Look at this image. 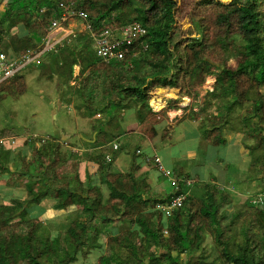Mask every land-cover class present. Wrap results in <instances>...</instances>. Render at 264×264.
I'll list each match as a JSON object with an SVG mask.
<instances>
[{
    "label": "trees",
    "instance_id": "1",
    "mask_svg": "<svg viewBox=\"0 0 264 264\" xmlns=\"http://www.w3.org/2000/svg\"><path fill=\"white\" fill-rule=\"evenodd\" d=\"M4 1L0 10V52L15 58L29 48L42 49L46 29L62 15L60 3L65 0ZM176 4V0H75L74 9L87 11L94 29L105 22L113 26L139 21L147 32L130 46L126 61H110L103 68L98 67L103 59L86 31L80 33L77 42L65 44L59 55L58 50L52 52L51 66L76 91L85 114L98 111L106 120L95 124L97 137L89 140L92 150L87 152L85 179L81 176L80 151L62 153L57 138L37 150L29 167L24 168V176H29L26 197L0 204V264H75L93 249L103 247V235L119 239L122 247L132 251V264H214L207 261L203 246L206 228L214 232L215 249L223 264H264V203L252 204L247 196L230 212L225 206L233 203L231 189H220L211 181L189 183L190 174L177 186L171 182L170 192L151 193L146 175L138 174L143 162L138 152L131 155L127 171L116 165L124 146L115 148L112 142L124 133L120 119L125 109L136 108L138 119L143 121L151 112L153 87H179L185 80L189 88H195L205 81V69L212 68L216 86L209 95L220 99L222 124L231 123L253 138L251 144H246L252 166L264 168V92L260 89L264 86V0H198L189 15L194 26L189 33L196 31L199 37L184 35L175 26ZM211 5L219 7L216 47L207 42L206 35L205 19ZM214 51H218L219 63L211 60L210 52ZM229 56L236 59L235 67L229 66ZM77 60L81 64L80 86L73 87L69 81ZM21 77L18 73L1 84L3 94L23 92L24 82L21 89L13 84ZM245 77L252 89L244 92ZM238 106H247V113L232 120L230 114ZM214 127L203 131L205 137L215 134L216 142L226 141L225 129ZM5 135L4 130L0 131V138ZM3 146L0 142V148ZM5 151L10 155L8 149H0V155ZM9 161L0 159V168ZM64 165H71V169L59 173ZM91 165L96 166L93 173ZM174 175L178 178L181 173ZM200 185L201 200L189 191ZM185 192L189 196L183 207L171 214L156 212L157 205L170 203ZM47 198L55 200V210L76 207V216L71 218L65 234L43 232L31 214L30 207ZM241 218L244 237L233 248L231 233ZM183 254L188 257L184 259ZM101 264H107V260Z\"/></svg>",
    "mask_w": 264,
    "mask_h": 264
},
{
    "label": "rangeland",
    "instance_id": "2",
    "mask_svg": "<svg viewBox=\"0 0 264 264\" xmlns=\"http://www.w3.org/2000/svg\"><path fill=\"white\" fill-rule=\"evenodd\" d=\"M176 1L175 15L177 23L175 26L181 28L183 34L185 33L184 35L199 37L200 34L196 31L194 33H189V29L194 27L189 15L192 7L198 0ZM221 2L226 3L224 1ZM4 5L5 1L0 0V10ZM218 10L219 7L216 5L209 6L206 16L207 19H205V23L207 24V42L213 44L214 47L217 46L218 28L216 26V14ZM73 21L76 25L74 31H76L77 35L81 32L79 30H82V32L86 31L85 25L82 24L83 21L81 19L76 18ZM118 25L120 24L117 22L113 26L118 27ZM49 30L50 25L46 29V35ZM52 34L55 36L62 35V33H57V30H54ZM71 43L74 42H66L65 44ZM92 47H96L94 41L92 42ZM60 50L61 49H58L56 53H60ZM52 52L53 51L46 52L44 59L51 61L53 58ZM207 54L209 55V52ZM210 54L213 55L211 60L214 63H219V61H221L218 51L210 52ZM76 62L73 69V78L70 80L72 84L70 81L69 83L72 86L79 87L81 64L78 60ZM53 64V62H49L48 64L42 63L38 65L34 62L27 68H24L20 72L23 77L19 78V80H17V78L13 82L14 86L18 89L22 88V82H24L25 89L20 94H15V92L10 93L8 90L9 93L4 95L2 90H0V131L4 130L7 134L5 137H2L6 138L3 144H5V147H8V143H11L12 145L9 147L10 151H16L23 147V141L25 140L22 138L23 136L27 137L28 135L37 134L41 136H51V140H53V138H57L56 130L61 129L62 131L60 132H62V135L60 138H57L61 146V152L64 153L67 150H71L83 153L82 159L80 160V170L82 178L85 179L86 169L88 168V161L86 160L87 151L90 149L88 143L94 136L97 137V131L94 126L104 119V113L97 111L92 116H87L85 114V107L83 108V106H81L82 110L77 109L76 106L80 105V100L76 91H73L67 82H65L64 77L58 76L57 73H55V68L51 66ZM105 64L106 62L102 61L99 63L98 67L103 68ZM228 64L231 67H235L237 61L233 56H229ZM211 70L213 69H205V81L195 86V88H189L185 80H183L179 87H153L150 91L151 97L149 101L151 112L143 121L138 119L136 108L125 109L120 119V124L124 130L121 142L124 143V145L121 142L120 144L124 146V149L120 153L121 157L117 160V167L121 171H127L131 163V155L137 153L138 149H141L146 155L149 154L153 156L157 153L161 157L166 169L171 173H178L180 170L178 168L185 167L187 173L181 174L180 176L184 179L190 174L192 175L189 176L190 179L199 181L197 182L199 184L211 181L220 189L222 187L231 188L234 193L233 203L227 204L225 209L233 212L235 211V205L239 203L243 204L247 196H253L254 192L263 189L264 176L259 178L260 174L257 175L258 170L254 169V167L251 170V174L257 176L249 178L243 174L247 173V169H249L248 165L250 164V157L246 154L248 149L245 146L246 144L252 143L254 140L244 134H239L240 129L236 128L231 123L222 124L223 118L218 109L220 99L219 97L209 95V92L214 90L216 86V76L210 72ZM76 76L77 82L74 81ZM242 84L244 92L246 89H252L251 82L247 77L243 78ZM260 89L264 92V86H261ZM170 93H174V95L170 96ZM248 95L252 96L253 94ZM59 100H62V103L59 102ZM154 100H161L163 102V107L160 110L155 109L152 105V101ZM71 103H74V106ZM247 103L246 101L244 105H247ZM247 109V106L245 108L238 106L230 114L231 119H239L244 113H247ZM128 117L134 118L133 122L127 124L128 126H124L125 119ZM105 120L106 118L103 121ZM214 126L225 129L224 139L226 141H228L231 136L232 138L235 137L233 138L234 140H238V148L241 151L237 159H239L238 163L241 165L240 167H238L237 160L234 157L236 154L231 151L233 147L231 144H214L216 143L214 140V137H216L214 136L215 134H211L212 136H210V138L205 137L203 131L206 129L215 130ZM19 135L21 137H18L15 142L16 144H13L10 138ZM162 136H168V138L164 139ZM129 142H132L131 146H127ZM112 143L114 147L115 144H119L117 140H114ZM142 143L145 148H143ZM243 144H245V146ZM30 146L31 145L28 143L25 144L23 151L28 158L33 160L37 151L35 152V147L33 148ZM36 147L40 149L41 145H36ZM4 150H7V148H4ZM95 151L97 152L99 149ZM126 151H129L128 156H126ZM5 153L0 155V159L3 162L11 159V155H8L7 151H5ZM223 156L232 159L224 160L226 163L223 164V167L225 168L227 167L226 165H228V168H226L227 172L225 170L216 172V178L219 179L218 181H214L211 178L212 176L210 177V174L215 171H213V169L216 168L215 164L221 161L220 158ZM138 157L141 159L140 155ZM152 163H154V161ZM154 164L151 165L155 167ZM28 165L29 164L26 166ZM89 168L91 173L96 170V166L93 165ZM69 169H71V165H64L59 168L58 172L63 173L64 171H69ZM141 171L145 172L143 169ZM20 173L21 171L18 170L16 172V177ZM194 173L198 177H196ZM24 175L23 172V174L17 178H19L18 181L20 184H23L26 188L24 180H27V177ZM245 177H248L249 180H245ZM146 179L152 184H149L151 193L161 192L160 186L162 189H165L161 194L173 190L170 178L165 174H159L156 169L154 171H149V175L146 174ZM202 186L203 185H200L198 188L190 187L189 190L191 195L196 194L199 200L203 198ZM104 190L106 197H108L109 192L105 187ZM246 191L249 193L246 194ZM17 195L21 194L17 193ZM26 195L27 193H22L21 196L24 197ZM54 202L55 200L53 198L44 199L39 205H35V209L32 210L33 214H37L38 212L41 214L40 217L36 218L40 229L53 236L58 233L65 234L71 218H74L77 212L76 207H72L69 210H62V212L54 210L52 208ZM198 203L200 204L199 201ZM157 207L158 205L155 208ZM156 212H159V210L157 209ZM241 219L242 220L237 222L238 226H234L231 233V237L233 238L231 245L233 248H235L236 244L242 241L244 237L240 232V226L243 225L242 221L244 218ZM204 234L205 239L203 246L207 250V261H212L214 264H223V258L218 256L219 253L215 249L214 232L206 228L204 229ZM101 239L104 242L102 248L93 249L87 258L81 257L75 264H101L102 260H107V264L133 263L132 251L122 247L120 243H118L119 239L112 240V236L106 235H103ZM183 257L186 259L188 256L183 254Z\"/></svg>",
    "mask_w": 264,
    "mask_h": 264
},
{
    "label": "built area",
    "instance_id": "3",
    "mask_svg": "<svg viewBox=\"0 0 264 264\" xmlns=\"http://www.w3.org/2000/svg\"><path fill=\"white\" fill-rule=\"evenodd\" d=\"M62 7V15L60 18H55L50 24V30L48 31L45 40L44 48L41 51H34L33 49H27L21 57L11 58L4 52H0V85L5 81L13 78L16 74L20 73L24 68H27L33 62L41 59L45 51H49L54 48L58 41L55 40V35L52 34L54 30L58 32H64L68 28L70 22L79 18L85 21V28L90 32L95 42V49L97 55L103 59L106 63L110 61H126L130 46L147 32V29L139 21H134L124 25H118V27L112 26V24L105 22L97 29L93 28V24L89 21V13L82 9H74L75 0H65L60 3ZM67 23V25H65ZM70 33L74 32L70 30ZM146 48V46H145ZM6 138H0L1 143H5ZM10 141L15 143L17 139L11 137ZM118 145L115 144V147ZM153 160L158 171L161 174L167 175L172 184L177 186L183 177H175L164 164L158 155L153 156ZM194 180L189 179V183H193ZM189 193H181L176 196L170 203L158 205V210L164 211L166 214H171L174 209L184 206L185 201L188 199ZM251 201L254 203L264 202V190L253 195Z\"/></svg>",
    "mask_w": 264,
    "mask_h": 264
},
{
    "label": "crops",
    "instance_id": "4",
    "mask_svg": "<svg viewBox=\"0 0 264 264\" xmlns=\"http://www.w3.org/2000/svg\"><path fill=\"white\" fill-rule=\"evenodd\" d=\"M82 24L84 25V22H82ZM75 29L76 28V25H75V23L74 22H70L69 23V28L66 30V31H64V32H58L57 31V33H62V35L61 36H55V40L56 41H58V43H57V45L54 47V48H52L50 51H57L58 49H62L63 47H65V43L66 42H77V40H78V37H79V35L80 34H78L77 35V33L75 32V33H70V31H69V29ZM79 31H81L82 32V30H79ZM80 32V33H81ZM89 33V35H90V32H88ZM77 35V36H76ZM72 44V43H71ZM61 51L62 50H60V53H61ZM60 53H58V55L60 54ZM52 61H53V59H51ZM49 61L50 60H48V59H44V56L42 57V59H39L38 61H36V63L38 64V63H40V64H42V63H46V64H48L49 63ZM34 63V62H33ZM77 62H75L74 63V65L76 64ZM77 76L75 77V80L74 81H76L77 82ZM71 82V84H72V81H70ZM59 102H61L62 103V100H59ZM64 102V101H63ZM73 106H74V103H71ZM81 106L82 105H78V106H76V108L77 109H81L82 110V108H81ZM92 116L93 114H89V115H87V116ZM133 119L134 118H126L125 119V123H124V126H128L127 124H131L132 122H133ZM187 120H189V119H187ZM60 131H62L61 129H58V130H56V137L57 138H60L61 137V135H62V132H60ZM239 134H244L243 132H239ZM7 135V134H6ZM245 136H247L246 134H244ZM12 137H15L16 139L18 138V137H21L20 135L19 136H12ZM121 137L122 136H120V138L117 140L118 141V145L120 146V145H124V143H122L121 142ZM164 139H167L168 138V136H166V137H164V136H162ZM248 137H250V136H248ZM22 138H24L25 140L23 141V147L21 148V149H19V150H16V151H13V150H11L12 152L10 153V155H11V159H10V161H9V163L7 164V165H3V164H1V165H3V167L4 168H0V203H4V204H9L10 202H11V199L12 198H22V199H24L26 196H24V197H22L21 195H22V193H27V191L26 190H28L27 189V182H28V180H24V183L26 184V188H25V186L23 185V184H20V182L18 181V179L19 178H17L18 176H20L21 174H23V172H24V168H28L29 167V165H30V163L33 161L31 158H28L25 154H24V145L25 144H30L31 146H32V144H33V148H34V146H35V152L38 150L37 149V147H36V145H43L44 143H46V141H48V140H50V139H52L51 138V136H41V135H37V134H32V135H28L27 137H22ZM46 138H50V139H46ZM233 138H235V137H233ZM232 138V136L228 139V141H223V142H221V141H219V142H216V143H214V144H217V145H221V144H224V145H227V144H231L233 147L231 148V151H233L234 152V154H236V156H234L235 157V159L237 160V165H238V167H240L241 165L238 163V160L239 159H237V158H239V156H238V154H239V152L241 151L239 148H238V140H234ZM252 138V137H251ZM114 142V141H113ZM120 142L122 143V144H120ZM8 144H9V146H8ZM7 144V146L8 147H5V144H3L4 146H3V148H0V149H4V148H7L8 150H10L9 149V147H10V145H12L11 143H8ZM13 144H16V143H13ZM251 144V143H250ZM132 145V142H129L128 144H127V146H131ZM144 144L142 143V146H143ZM244 146H245V144H243ZM30 146V147H31ZM29 147V148H30ZM210 147V146H209ZM248 150H247V155L250 157V164L248 165V167H249V169H247L248 171H247V173H243L245 176H248L249 178H253V177H255V176H257V175H259L260 174V177L259 178H261V177H263L264 176V168H262V169H259L258 170V168L260 167V165H258V166H256L254 169H257L258 170V174L257 175H254V174H251V170H252V168H253V166H252V157H251V154L249 153V148H248V146L246 145L245 146ZM41 148V147H40ZM118 148V147H117ZM143 148H145L144 146H143ZM89 150H92L91 148L89 149ZM89 150L87 151V152H89ZM138 151V154L141 156V160L143 161L142 163H141V167H140V170H139V172H138V174H147V175H149V171H154L155 169L157 170V168L156 167H153L151 164H154V163H152L153 162V160L152 159H150V157H152L151 155H149V154H144L143 153V151L140 149V150H137ZM145 151V150H144ZM126 153H127V155L126 156H128V153H129V151L127 152L126 151ZM155 154H157V153H155ZM154 154V155H155ZM158 155V154H157ZM219 156H220V154H219ZM119 157H121L120 155L118 156V158ZM160 157V156H159ZM26 158H28V159H26ZM118 158L116 159V165L118 164L117 162V160H118ZM161 158V157H160ZM230 160V159H232V158H230V157H226V156H223L222 158H220V160L221 161H218L215 165H216V168L215 169H213V171L214 172H212L211 174H210V177L214 180V181H218V179L216 178V172H220V171H222V170H225L226 172H227V170H226V168H228V165H226L227 167H223V164L224 163H226L224 160ZM149 160V161H148ZM147 161V162H146ZM27 164H29L28 166H26ZM5 166H6V168H5ZM165 166V165H164ZM1 167V166H0ZM242 167H244V166H242ZM246 168V167H245ZM244 168V169H245ZM144 170L145 172H142L141 170ZM178 169H180L179 171H178V173H181V174H184V173H187L186 172V170H185V167H180V168H178ZM18 170H20L21 171V173L16 177V172L18 171ZM158 171V170H157ZM125 172V171H124ZM159 172V171H158ZM159 174H161L160 172H159ZM174 174H177V172H174L173 173V175ZM162 175V174H161ZM194 175L196 176V177H198L195 173H194ZM225 175H226V173H225ZM175 176V175H174ZM25 177H27V179L29 178V176L27 175V176H25ZM248 177H245V180L247 179V180H249V178ZM225 178V177H224ZM223 178V179H224ZM210 179V178H209ZM215 179H217V180H215ZM147 181H148V179H147ZM223 181V180H222ZM148 183L149 184H151L149 181H148ZM152 185V184H151ZM225 187H222V189H224ZM231 189V188H230ZM263 189H264V187H263ZM262 189V190H263ZM190 190V189H189ZM160 191L161 192H164L165 191V189H162L161 188V186H160ZM241 191V190H240ZM261 191V190H260ZM256 192H258V190L256 191ZM256 192H254V193H256ZM17 193H19V194H21V195H17ZM247 193H249L248 191H246V194ZM251 197L252 196H250V200L249 201H251ZM251 203L252 204H255L254 202H252L251 201ZM264 203V202H263ZM35 205H33V206H31L30 207V212H31V214L35 217V218H38V217H40L41 216V214L38 212L37 214L35 213V214H33L32 213V210H34L35 208ZM54 209V208H53ZM49 210V209H48ZM55 210V209H54ZM58 211H60V212H62V210H58Z\"/></svg>",
    "mask_w": 264,
    "mask_h": 264
},
{
    "label": "clouds",
    "instance_id": "5",
    "mask_svg": "<svg viewBox=\"0 0 264 264\" xmlns=\"http://www.w3.org/2000/svg\"><path fill=\"white\" fill-rule=\"evenodd\" d=\"M83 22H84V25H85V21L84 20H82ZM72 22H74V21H72ZM65 25H67V23L65 24ZM67 28H69V25H68V27ZM70 30H73L74 31V29L72 28V29H70ZM86 30V32H89L87 29H85ZM76 31H74L73 33H75ZM43 48H44V42H43V46H42V49H38V50H36V51H41V50H43ZM29 49H31V48H29ZM34 51H35V49H33ZM50 51V50H49ZM46 52H48V51H45L44 53H43V55H42V57L46 54ZM128 55H129V53H128ZM42 57H41V59H42ZM128 57V56H127ZM40 63H38V65H39ZM46 139H50V138H46ZM118 145V144H117ZM118 147V146H117ZM117 147H115V148H117ZM155 155H157V154H155ZM155 155H153V156H155ZM153 156L152 157H150V159H152L153 160ZM159 156V155H158ZM162 160V159H161ZM149 161V160H148ZM154 161V160H153ZM147 162V161H146ZM155 163V162H154ZM163 163V162H162ZM155 165V164H154ZM155 167H156V165H155ZM157 168V167H156ZM158 170V169H157ZM190 180H193V179H190ZM264 190V189H263ZM263 190H261V191H263ZM261 191H258V192H256V193H254V195L255 194H257V193H259V192H261Z\"/></svg>",
    "mask_w": 264,
    "mask_h": 264
},
{
    "label": "bare ground",
    "instance_id": "6",
    "mask_svg": "<svg viewBox=\"0 0 264 264\" xmlns=\"http://www.w3.org/2000/svg\"><path fill=\"white\" fill-rule=\"evenodd\" d=\"M221 1H224L227 3V2H230L232 0H221ZM173 95H174V93H170V96H173ZM152 105L155 107V109L160 110L163 107V102L161 100H154V101H152Z\"/></svg>",
    "mask_w": 264,
    "mask_h": 264
},
{
    "label": "water",
    "instance_id": "7",
    "mask_svg": "<svg viewBox=\"0 0 264 264\" xmlns=\"http://www.w3.org/2000/svg\"><path fill=\"white\" fill-rule=\"evenodd\" d=\"M55 117H56V115H55Z\"/></svg>",
    "mask_w": 264,
    "mask_h": 264
}]
</instances>
